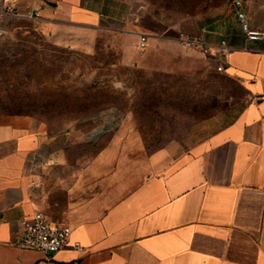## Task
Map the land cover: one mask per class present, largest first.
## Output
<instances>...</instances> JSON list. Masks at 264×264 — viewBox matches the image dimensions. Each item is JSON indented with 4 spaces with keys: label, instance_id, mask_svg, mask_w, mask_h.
I'll return each mask as SVG.
<instances>
[{
    "label": "crops",
    "instance_id": "obj_1",
    "mask_svg": "<svg viewBox=\"0 0 264 264\" xmlns=\"http://www.w3.org/2000/svg\"><path fill=\"white\" fill-rule=\"evenodd\" d=\"M18 8L37 11L57 44L84 50L106 33L148 34V48L168 44L169 31L213 46L227 40L234 50L212 59L248 102L178 153L148 152L116 114L54 134L30 121L0 123V264H264V37L247 39L234 4L236 23L200 15L171 28L133 0H18ZM243 10L264 33V0H248ZM36 213L70 226L71 245L80 248H20V222Z\"/></svg>",
    "mask_w": 264,
    "mask_h": 264
},
{
    "label": "rangeland",
    "instance_id": "obj_2",
    "mask_svg": "<svg viewBox=\"0 0 264 264\" xmlns=\"http://www.w3.org/2000/svg\"><path fill=\"white\" fill-rule=\"evenodd\" d=\"M248 0H243L246 3ZM167 27L188 16L236 23L233 0H133ZM153 32L160 30L146 20ZM142 51L138 38L109 33L89 48L60 45L36 19L0 21V123L27 122L50 133L93 116L118 115L148 152L189 150L248 102L247 91L211 56L183 48L178 34Z\"/></svg>",
    "mask_w": 264,
    "mask_h": 264
},
{
    "label": "built area",
    "instance_id": "obj_3",
    "mask_svg": "<svg viewBox=\"0 0 264 264\" xmlns=\"http://www.w3.org/2000/svg\"><path fill=\"white\" fill-rule=\"evenodd\" d=\"M233 4L237 10V19L247 39H262L264 33L252 28L248 16L243 10V0H233ZM21 17L37 19L38 13L33 10L28 15H23L19 11L18 0H0V21L5 18L16 19ZM149 39L150 36L148 34H139L138 47L140 50L148 48ZM178 41L187 50L197 51L211 57H226L234 50L227 40H222L219 45L213 46L200 35H190L184 32L178 34ZM218 70L223 71L222 65L218 67ZM20 226L22 234L17 235L16 239V243L20 248L31 249L46 254H55L71 247L80 248L78 243L73 246L71 245L72 228L70 226L54 223L42 213H36L31 221L22 220Z\"/></svg>",
    "mask_w": 264,
    "mask_h": 264
}]
</instances>
